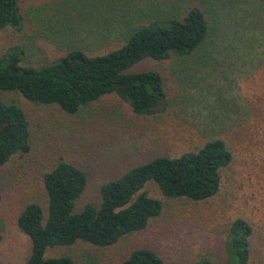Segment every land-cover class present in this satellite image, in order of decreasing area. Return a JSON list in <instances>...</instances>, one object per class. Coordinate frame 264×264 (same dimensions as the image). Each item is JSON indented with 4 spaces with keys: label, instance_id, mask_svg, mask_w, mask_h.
I'll return each instance as SVG.
<instances>
[{
    "label": "rangeland",
    "instance_id": "rangeland-1",
    "mask_svg": "<svg viewBox=\"0 0 264 264\" xmlns=\"http://www.w3.org/2000/svg\"><path fill=\"white\" fill-rule=\"evenodd\" d=\"M187 1L221 12L230 27L219 25V30L224 36L234 33L222 43L220 34L211 36L195 52L142 58L129 67L162 77L164 99L150 114H134L115 94L67 115L54 105L0 90V101L22 109L30 129L27 153L0 164V264H22L29 256L30 241L16 220L26 204L36 203L44 222L41 178L58 158L85 173V188L73 208L79 210L86 202H98L101 182L159 154L176 155L214 137L223 139L232 153L214 195L200 201L167 198L148 180L143 188L160 200L161 209L145 228L108 246L81 240L46 246L43 256H66L73 264H116L131 250L145 248L164 264H188L205 253L221 262L226 227L242 217L252 230L248 264H264V0ZM178 2L18 0L20 24L0 29V58L17 55L20 66L36 68L70 49L103 53L124 41L126 22L163 17Z\"/></svg>",
    "mask_w": 264,
    "mask_h": 264
},
{
    "label": "trees",
    "instance_id": "trees-1",
    "mask_svg": "<svg viewBox=\"0 0 264 264\" xmlns=\"http://www.w3.org/2000/svg\"><path fill=\"white\" fill-rule=\"evenodd\" d=\"M188 2L179 0L175 8L171 6L160 18L146 15L131 25L126 22L124 41L103 53L87 55L70 49L53 62L36 68L20 66L17 55L0 58V90L16 91L32 103L54 105L67 115L103 95L115 94L134 114H150L164 99L162 77L157 71L132 72L129 67L142 58L163 60L169 54L195 52L211 36L215 39L220 34L222 43L226 35L234 33L231 30L223 35L222 30L230 26L221 12H209ZM212 12L215 18L209 14ZM20 20L18 0H0V29L17 27ZM219 25L223 27L221 31ZM29 146L26 115L16 104L0 101V164L13 154L27 153ZM231 160L229 147L219 137L176 155L159 154L101 182L98 202H86L74 210L75 201L85 188L86 176L74 162L58 158L41 178L46 195L44 222L36 203L26 204L16 220L17 228L30 241V254L22 264H73L66 256L44 257L46 246L71 244L75 240L108 246L126 233L145 228L161 209L160 200L149 196L143 188L148 180L164 197L204 200L218 191L222 171ZM251 232L247 220L232 219L225 231L222 261L205 253L188 264H248ZM116 264L164 262L156 252L138 248Z\"/></svg>",
    "mask_w": 264,
    "mask_h": 264
}]
</instances>
